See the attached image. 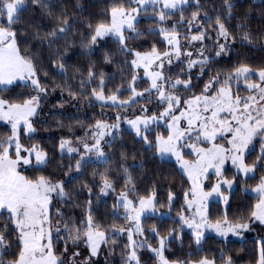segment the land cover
<instances>
[{
	"label": "trees",
	"instance_id": "1",
	"mask_svg": "<svg viewBox=\"0 0 264 264\" xmlns=\"http://www.w3.org/2000/svg\"><path fill=\"white\" fill-rule=\"evenodd\" d=\"M132 5V0H42L40 4L25 0L12 25L21 55L31 59L36 78L45 91L41 93L29 83L15 82L0 86V99L18 104L39 96L38 111L31 119L35 131L26 133L24 127H20L19 143L24 147L38 146L45 151L47 159L42 165L22 166L19 171L32 180L44 176L52 182L63 183L66 195L60 197L53 193L49 210L54 254L63 264H130L127 239L116 233L127 223L126 217L120 213L118 195L127 192V197L140 198L153 193L155 206L159 210H168L170 216L146 215L142 218L143 231L136 235L139 264H155L156 257L148 246H156L159 236L169 233L172 237L164 249V256L169 260L187 263L206 257L215 264L229 260L231 264H256L258 240L262 238L264 225L251 218L259 196L246 189L255 186L264 176V159L258 160L264 154V140L260 137L254 139L244 155L247 165L255 164L254 173L243 177L226 166L224 176L233 179L235 186L228 191L226 204L213 200L207 207L210 221L227 218L231 223H248L244 238L221 239L206 235L198 246L192 234L181 227L178 218L185 209L189 181L174 161L156 155V132H150L149 145L132 130L121 127L103 144L106 157L80 161L79 169L76 168L78 155L58 149L61 139L88 138L96 122L113 120V113L120 108H125L130 115H152L163 109L164 102L159 101L151 90L146 91L150 96H134L133 89L145 90L150 82L131 63L134 51H151L153 47L159 52L166 50V42L160 35L162 28L175 29L182 36L204 33L201 46L206 62L188 68L181 55L165 69L169 80L189 82L187 87L182 84L170 87L183 97L203 94L205 85L214 77L229 76L242 65L264 69V0H227V3L226 0H190L175 10L164 11L166 18L163 21L149 15L157 9L145 8L134 23L135 31H125L124 45L112 36L91 43L95 27L109 21L113 7ZM193 13H198L195 20L192 19ZM218 18L224 24L227 38L219 35ZM0 23L6 25V18ZM193 23L197 25L192 28ZM60 27H65L66 31L55 37L50 35ZM246 35L248 40L244 38ZM222 44L225 46L223 51ZM90 72L94 74L91 77ZM235 79L233 76L231 87L240 94L242 88L233 82ZM93 90L129 102L105 106L93 101ZM157 126L167 133V127ZM11 135L10 125L0 120V140ZM9 154L14 156L13 146ZM104 179L112 187L102 191ZM89 216L96 229L106 233V242L97 256L89 255L83 235L86 230L84 222ZM12 222L6 211L0 212V232L6 241V250L0 252V261H14L21 249ZM65 225L68 231L64 230ZM77 228L81 229L80 238L74 240ZM262 249L264 239L260 241Z\"/></svg>",
	"mask_w": 264,
	"mask_h": 264
},
{
	"label": "snow or ice",
	"instance_id": "2",
	"mask_svg": "<svg viewBox=\"0 0 264 264\" xmlns=\"http://www.w3.org/2000/svg\"><path fill=\"white\" fill-rule=\"evenodd\" d=\"M132 2L140 5L141 7L147 4L162 3L164 9H176L178 5L187 3V0H132ZM32 3L40 4L42 0H32ZM227 3V0H226ZM25 5V0H0V20L5 19L7 24L0 23V85H11L17 79H30L32 85L38 92H44L45 89L40 86L39 80L36 79L35 67L29 58L21 55V51L17 45L16 32L12 29V25L18 19V12ZM231 5L229 4V8ZM139 8L126 10L123 6L113 7L110 11V23H100L94 29V35L91 38V43L95 44L98 39L108 35H113L119 38L121 44H124L125 36L124 29H131L135 31L134 21L136 16L134 13H138ZM160 20L166 18L164 11L159 12ZM198 13H193L192 19L195 20ZM67 20L64 24L67 25ZM191 23V22H190ZM219 28V35L227 38L228 33L224 27V24L220 22L219 18L216 21ZM65 27H60L50 33L55 37L57 33H64ZM163 34V38L167 41V44L173 49V51H166L160 53L155 47L150 52H135V57L131 63L135 67L143 66L145 74L151 77L152 83L149 89L150 91L155 89L159 93V99L166 101L168 107L160 114L159 118H164L173 112L174 105L179 106L181 103L180 97L166 92L164 85L158 83L166 78L160 71L151 72L149 69L156 65L157 68H162L165 60L170 64L172 61L170 57L175 55L179 59L180 42L179 35L175 29L169 32L167 29H160ZM245 40H248L246 35ZM204 39V33L200 35H193L192 41H200ZM126 47V45H125ZM224 45H220L221 51L224 49ZM131 51V50H129ZM220 53H217L219 55ZM187 56H191L192 53H186ZM196 63H203V61H189L188 67L191 68ZM63 66L61 65V68ZM253 69L248 66L237 67L233 74L229 75L225 79V86L218 89L216 95H201L195 96L190 100L184 101L187 106L185 110L180 112L179 116L172 115L171 123L168 124L170 133L167 138L163 136L156 137V146L159 153H172L180 161L181 166L187 171L189 179L192 181L191 195L193 199L188 200V193H185V203L189 208L195 205L196 211L194 218L189 222L184 217L181 219L189 227L195 229L197 241L202 235L200 229L204 227L214 228L221 235H226L228 232H234L239 234L240 229L248 228L247 223H237L232 225L228 222L227 218L223 221H217L215 224L207 223V204L206 201L214 194L220 195L221 183H227L229 186L232 181H218L210 192L203 191V186L199 183L202 176L207 173L209 168L215 170V174L219 177L222 175L221 168L226 160H231L232 164L239 170L245 173H253L255 171L254 165H246L244 163L245 151L249 148L256 137H260L264 140V86L260 83H246L248 89L254 90L259 93V99L256 95H249L247 97H241L239 95H233L231 91V80L235 76L237 79L244 77L247 80L248 76L253 73ZM261 82H264V69L258 70L256 73ZM93 73H89V76H93ZM136 77L133 76V80ZM189 82L182 81L180 79L175 80L171 84V87L175 88L176 85L188 86ZM213 83H219V77H214L205 85L204 92L207 93L208 89ZM103 84V81H101ZM134 96L143 95V93L135 92ZM93 95L99 101L109 100L113 103L116 102V95L108 96L103 95V92H96L93 90ZM121 103H128V101H122ZM202 105V107H201ZM39 107V97L33 96L30 99L25 100L22 104L8 103L4 99H0V120L8 121L12 126V135L4 140H0V212L7 211L10 218L15 224V230L17 231V238L21 245V249L17 258L14 261H0V264H63V262L54 254L52 244V228L51 219L49 216V204L51 203L52 194L55 193L60 197H64V187L62 182L53 183L44 176H39L35 180L29 179L24 175H21L17 170L18 165L21 163L28 165L31 160L28 156H21V152H26L30 155L35 154L37 164H44L46 162V153L37 151V146L33 145L31 148H24L19 143L18 128L21 122L26 125L28 132H34L29 118L36 114V110ZM211 112L210 116H205L203 113ZM226 113L230 116V119H221V114ZM255 113V115L253 114ZM158 119L157 117L150 118H137L135 121H129V123L136 128L137 135H141L139 125H143L147 130L150 122ZM181 119L187 120V128H180L179 124ZM97 129L94 132L95 142L92 145L84 144V148L87 152H95L98 157H103L101 141L105 136L104 129L109 127H116V125L109 126L107 124L97 122L94 126ZM196 132V140L204 139L207 141H215L218 136H223L225 133L231 135V139L228 140L230 148H225L222 145L213 143L211 148H197L195 144L185 145L186 147L193 148L199 158L190 163L184 160L180 151L177 149L178 142L185 137L191 139V134ZM143 140L149 144L147 136L144 135ZM14 145L13 159L10 154V148ZM71 141L62 140L60 143V150L67 151L68 153L77 152L78 149L70 146ZM264 149V145H262ZM264 159V154L258 157V160ZM80 161H77L76 168H80ZM130 182V181H129ZM111 183L104 179V188H111ZM253 192L259 195V202L255 205V211L251 213V218L259 220L264 223V177H261L260 183L252 189ZM122 201L125 209L131 214V219L136 224V232L141 233L143 230L139 225V217L141 213L151 210L154 197H148L147 199L141 198L139 201L140 208L133 207V201L127 199V192H122L118 198ZM227 202V197H224ZM172 196H169L171 202ZM200 218L198 223L195 217ZM46 225H48L46 227ZM84 226L87 231L83 233L85 241L90 245L92 254L95 255L101 242H106L105 233L97 231L95 225L92 222L91 216L84 222ZM65 231H68V226L65 225ZM155 229H153L154 231ZM60 231L59 227L56 229ZM120 231H124L121 229ZM132 229H127L128 239L132 251L129 253L128 259L130 261H136L139 264V260L136 254L137 242L132 238ZM81 229H76V235L74 240L80 238ZM166 238L160 239V247L152 248L151 250L156 253L159 258V264H169V261L164 256L165 241ZM6 250L5 236L0 232V252ZM198 264H213L212 261L202 259ZM226 264H231L230 260ZM259 264H264V249L261 250Z\"/></svg>",
	"mask_w": 264,
	"mask_h": 264
},
{
	"label": "rangeland",
	"instance_id": "3",
	"mask_svg": "<svg viewBox=\"0 0 264 264\" xmlns=\"http://www.w3.org/2000/svg\"><path fill=\"white\" fill-rule=\"evenodd\" d=\"M189 1H190V0H187V2H189ZM10 2H11V1H10ZM185 4H186V3H185ZM181 5H184V4H180V5H178L177 8L180 7ZM149 6H150V7H149ZM134 8H139L140 11L144 10L145 8H149L148 10L154 11V8H155V9H157V12L149 13V15H151V16H155V17H157V18H159V15H158V14H159L160 11H172V10H175V9H164L162 3L147 4V5L143 6V7H141L140 5H138V4L134 3V2H133V5H132L131 7H128V8H125V9L128 10V11H131V9H134ZM110 11H111V10H110ZM140 11H139V12H140ZM139 12H138V13H134V15L136 16V19H137L138 16H139ZM136 19H135V21H136ZM135 21H134V23H135ZM6 22H7V21H6ZM108 23H110V13H109V21H108L107 23H105V24H108ZM196 25H197V23H193L192 28H193V27H196ZM157 28H159V27H157ZM160 28H161V27H160ZM125 31H132V30H131V29H127V28H125V29H124V34H125ZM169 32H171V31H169ZM176 33H178V35H179L180 52H181L182 58L185 59V63L187 64V67H188V63H189L190 60H191V61H203V63L206 62L207 58H205L204 56H202V55H203V50H204L203 47L201 46V41H202V40H200V41H192V40H191V37H192L193 35H200V34L202 33V31L197 32V33H189L187 36H182V35H181V34H182L181 32H176ZM160 35H161L162 39L166 42V50H165L164 52H166V51H173V49L167 44V41L163 38V34H162L161 32H160ZM108 36H112V37H114L115 39L119 40V38L116 37V36H113V35H108ZM124 36H125V35H124ZM105 37H107V36H105ZM105 37H103V38H105ZM103 38H100V39H98V40H101V39H103ZM98 40H97V41H98ZM119 41H120V40H119ZM123 45H124V44H123ZM135 52H141V53H144V52H150V51H148V50H147V51H134V55H133L132 61H133L134 59H136V57H135ZM164 52H160V53H164ZM188 52H191L192 55H191V56H187V55H185V54L188 53ZM181 55H180L179 59L181 58ZM216 55H217V54H216ZM170 59H171V61H172L170 64L167 62V60H165L164 63H163V67H162V68H157L156 65H153V66L149 69V71H151V72L160 71V72L163 73V76H164L166 79L163 80V81H158V83H162V84L164 85V88H165V91H166V92H170L171 94L180 97L181 103L179 104V106H175V105H174L173 112H172L170 115H168V116H166V117H164V118H159V117H160V114H161L162 112H164V110L168 107V103H167L166 101H163V102H164V107H163V109H162L159 113H157V114H152V115H144V114L130 115V114L127 113V111H126L125 108H122V109L120 108L119 110H116V111L113 113V115H114V119H113V120H103V121H99V122L104 123V124H107V125H109V126L116 125V127H109V128H107V129H104V131H105L106 134H105V136L103 137V139H102V141H101V147H102V151H103V152H104V150H103V144L107 143L110 139H112V138L114 137L115 133H116L121 127H126V128H128V129L132 130V131L137 135L136 128H134V127L129 123V121H135V120H137L138 117L141 118V119H144V118H146V117H147V118H150V117H154V116H155V117H157L158 119H156L155 121L150 122L149 125H148L147 130H145V128H144L143 125H139L141 135H137V136H139V137H143L144 135H146L147 138H148V136L150 137V132H152V133L156 132V135H155V137H154V138H155V144H156V137H157V136H163L164 138H167V136H168L169 133H170V129L168 128V124L171 123L172 115L179 116V115H180V112L183 111V110H185L186 107H187V106L184 104V101H186V100H190V99H192L193 97H195V96H191V97H183V95H182L179 91L175 92V91H173L172 89H170L171 84H172L173 82H175V80H172V81L169 80V77L165 74V73H166V70H165V69H166L169 65H171L173 62L179 60V59H177V57H176L175 55H172V56L170 57ZM198 64H202V63H196L195 65H193V67L196 66V65H198ZM132 66H133V64H132ZM133 68H134L136 71H138V73H140L142 76H145V77H147V78L149 79L150 85H149V87L147 88V89H149L150 86H151L152 80H151V77H150V76H148V75L145 74V69H144V67H143V66H140V67H135V66H133ZM188 68H189V67H188ZM191 68H192V67H191ZM253 70H254L253 73L250 75L251 77H250V78H247V80H245L244 77H240V78H243V79H237V78H236V79L233 81L234 83H238L239 85H241V88H242V92L239 94V93H235L234 89L231 87V91H232V93H233L234 96H235V95H239V96H241V97H247V96H249V95H256V96H257V99H259V93H258V92L254 91V90H251V89H248V88L246 87V83H260V84H262V86H264V82H261V81L259 80L258 75L256 74V73L258 72V70H260V69H253ZM252 76H253V77L255 76V77H257V78H252ZM227 77H228V76H225L224 78H219V83H213V85L208 89V92H207V93L204 92L203 94L196 95V96H201V95H209V96H211V95H216L218 89L221 88V87H224V86H225V83H224V82H225V79H226ZM35 78H36V77H35ZM36 79H37V78H36ZM233 79H234V78H233ZM15 82H24V83H29V84L32 85L30 79H24V80L17 79V80H15L13 83H15ZM13 83H12V84H13ZM188 85H189V83H188ZM0 86H7V85H0ZM176 86H178V85H176ZM171 88H173V87H171ZM184 88H185V87H184ZM134 90H135V89H134ZM145 90H146V89H145ZM145 90H141V91H137V90H135V91L138 92V93H143V95H139L140 97H147V96H150V93H149V92H146ZM151 91L153 92L154 96H155L159 101H161V100L159 99V93H158L155 89H151ZM98 93H99V92H98ZM103 95H104V94H103ZM104 96H105V95H104ZM109 96H111V95H109ZM37 97H39V96H37ZM105 97L107 98L108 96H105ZM93 101L96 102V103L103 104V105H105V106H112V105L115 106V105H121V104H122L121 102H122V101H125V100H120V99L117 98V100H116L115 103H113L112 101H109V100H107V99L104 100V101H99V100H97V99L95 98V96L93 95ZM128 102H129V101H128ZM22 103H23V102H22ZM22 103H18V104H22ZM260 103H261V104H264V101H261ZM201 107H202V105H201ZM37 111H38V108H37V110H36V113H37ZM253 114L255 115V113H253ZM34 115H35V114H34ZM34 115H33V116H34ZM203 115H205V116H210V115H211V112L209 111L208 113H203ZM33 116H31V117L29 118L30 122H31V119H32ZM225 118H226V119H230V116H228L226 113L221 114V119H225ZM2 121L8 123V124L10 125V127L12 128L11 124H10L8 121H6V120H2ZM96 123H97V122H96ZM96 123L94 124V126L96 125ZM158 124H162V125H164L165 127H167V129H168L167 133H166V132L164 133V131H163L162 129L160 130V129L158 128V126H157ZM31 125H32V124H31ZM179 126H180V128H182V129H183V128H187V120H186V119H181ZM20 127H24V130H25L26 133H32V132H28L27 127H26V125L23 124V122H21V124L19 125V128H20ZM32 127H33V126H32ZM19 128H18V133H19ZM96 131H97V129H95V127H93V128H92V133H91L90 135H88V138H81V139H77V140H74V141H73V140H70V139H61L60 142H59V147H58L59 151L62 152V151L60 150V143H61V141H62V140H69V141H71V145H70V146L73 147V148L78 149L77 152L69 153V154H76V155H78V156H79V161L103 160V159L106 157L105 152H104V156H103V157H98V156L96 155L95 152H87V150L84 148V144H85V143H87L88 145H92V144L95 142L94 132H96ZM161 132H162L163 134H162ZM151 135H152V134H151ZM196 135H197V133H196V132H193V133L191 134V137H192L191 139H189L188 137H185L183 140L179 141V142H178V145H177V149H178V151H180V153H181L183 159L189 161L190 163H194V162L199 158V156H198L197 152H196L193 148L186 147L185 145L195 144L197 148L208 149V148H211V147H212L213 143H215V144L222 145V146L225 147V148H230V147H231V145L228 144V140L231 139V135L228 134V133H225L223 136H218V137L216 138L215 141H207V140H204V139H200L199 141H197L196 138H195ZM35 146H36V145H35ZM23 147H24V146H23ZM31 147H32V146H31ZM31 147H24V148H31ZM250 148H251V146L249 145V148L245 151V153H246ZM13 150H14V145H13ZM37 151H42L43 153H45V151H44L43 149L39 148L38 146H37ZM63 152L68 153L66 150L63 151ZM155 153H156V155H157L159 158H165V159H170V160L174 161V163H175V165L177 166V168L179 169V171H180L181 173H183V174L186 176V178L188 179V181H189L190 189H189V191H188L187 199H188V200L193 199V197H192V195H191V189H192V186H193V185H192V181L189 179V176H188L187 171H185V169L181 166L180 161L177 160V157H176L174 154H172V153H163V154L159 153L158 150H157V146H156V151H155ZM244 155H245V154H244ZM10 156H11V155H10ZM21 156H22V157H24V156H28V157H29V159L31 160V163L28 164V165H42V164H37V163H36L35 154H32V155L29 156L28 153L22 151V152H21ZM12 158L14 159V158H15V155H14ZM46 159H47V156H46ZM244 163H245V162H244ZM245 164H246V163H245ZM28 165H24V164L21 163L20 165H18L17 170L19 171V169H20L22 166H28ZM246 165H247V164H246ZM226 166H230V167H232L233 169H235L236 172L240 173L243 177H246V176L252 175V174L254 173V172H253V173H249V174L246 175V174L243 173L242 171H239V170H238V169L232 164V162H231L230 159L225 161L224 165H223L222 168H221L222 175L219 176V177L215 174V170H214L213 168H209L208 171H207V173H205V175L202 176L201 179H200V181H199V183L203 186V191H205V192H210V191L212 190V188L216 185V183H217L218 181H232V184L229 186L227 183H221V187H220V195H216V194H214L213 196L209 197L208 200L206 201L207 207H208V203H209L210 201H213V200H214V201H220V202H222L223 204H226L224 197H228V191H230L231 189H233L234 186H235V183H234V180H233V179H228L226 176H224L223 170H224V168H225ZM249 166H251V165H249ZM19 172H20V171H19ZM20 174L23 175L21 172H20ZM210 174H212V175H210ZM263 177H264V176H263ZM53 183H56V182H53ZM259 183H260V181H259L255 186L246 189V191H247L248 193H251V194H254V195L259 196L257 193H255V192L252 191V189H254ZM105 190H106V189H105ZM171 196H172V195H171ZM119 197H120V194L118 195V198H119ZM148 197H154V199H153L152 209H151V210H147V211L141 213V215H140V217H139V225H140V228H141V220H142V218H143L144 216H146V215H157V216H159V217L170 216V213H169L168 210H159V209L155 206V196H154L153 193H151V194H149L148 196H145V197H140V198H131V197H127V199L133 201V207H134V208L139 209V208H140V204H139L140 199H141V198L147 199ZM185 200H186V197H185ZM258 202H259V198H258L257 202L255 203V205H256ZM50 205H51V203L49 204V210H50ZM118 205L121 206L120 213L126 217V219H127V223H126L125 227L122 228L124 231H120V230H121V229H120V230L116 231V233L123 234V235L126 237L127 242H128V256H129V253L132 251V246H130V241H129V239H128V232H127V229H132V230H133V231H132V238H133V240H135V241H136V235L138 234V233L136 232V230H135V229H136V224H135V222L130 218L131 215H134L135 213H131V214H130V213L125 209V207L123 206L122 201H120L119 199H118ZM255 210H256V209L254 208L253 211H255ZM195 211H196L195 205H194L192 208H189L188 205L185 203V209H184V211H182V212L178 215V218L181 220V227H182L184 230H186V231H188L189 233L192 234L193 239H194V241H195V243H196L197 246L202 242V240L206 237V235H214V236H216L217 238H221V239L235 238V239H238V240H242V239L244 238L243 233H244L245 229H240V230H239V234H236V233H234V232H228L226 235H221V234L218 233L214 228L204 227V228H201V229H200L202 235H201V237H200V239H199V242H198V241H197L196 234H195V229L189 227L188 224L184 223V221L181 219V217H184V218L187 219L189 222H191L192 219L194 218ZM195 219H196V221H197L198 223L200 222V218H199L198 216H196ZM221 221H223V220H221ZM257 221H259V220H257ZM216 222H217V221L214 222V221H210L209 219H207V223H209V224H215ZM259 222H260V221H259ZM12 223H13V225L15 226L14 222H12ZM229 223L232 224V225L237 224V223H231V222H229ZM247 224H248V223H247ZM262 224L264 225V223H262ZM47 226H48V225H46V227H47ZM96 230L105 233V232L102 231V230H99V229H96ZM86 231H87V228H86L85 232H86ZM105 237H106V233H105ZM170 237H172V233H169L168 235H165V236H159L158 243H157L156 246H150V245L148 246V248H149V250L151 251V253H152L153 255H155V257H156V262H155V264H159V258H158V256L156 255V253H154L151 249H152V248H159V247H160V239H161V238H166L165 241H164V244L166 245L167 240H168ZM261 239H264V233H263ZM261 239L258 240V260H257L256 264H259V259H260V254H261V250H260V241H261ZM85 242H86V241H85ZM86 244H87V246H88V253H89V255H90V256H97L98 253H99V251H100V249H101V246H102L103 242L100 243L99 248H98V250H97V252H96L95 255L92 254V251H91V247H90V245H89L87 242H86ZM136 254H137V252H136ZM165 258H166V257H165ZM166 259H167V258H166ZM202 259H207V260H209V261H212L213 264H215L214 261H213L212 259H209V258H206V257H205V258L198 259V260H191V261H188L187 263H181L180 261H176V260H169V259H167V260L169 261V264H198V262H199L200 260H202ZM127 260H128V262H129L130 264H136V261H130L128 258H127ZM224 264H226V263H224Z\"/></svg>",
	"mask_w": 264,
	"mask_h": 264
},
{
	"label": "crops",
	"instance_id": "4",
	"mask_svg": "<svg viewBox=\"0 0 264 264\" xmlns=\"http://www.w3.org/2000/svg\"><path fill=\"white\" fill-rule=\"evenodd\" d=\"M7 212V211H6ZM8 213V212H7ZM9 214V213H8Z\"/></svg>",
	"mask_w": 264,
	"mask_h": 264
}]
</instances>
